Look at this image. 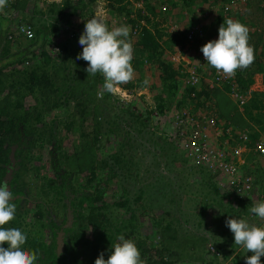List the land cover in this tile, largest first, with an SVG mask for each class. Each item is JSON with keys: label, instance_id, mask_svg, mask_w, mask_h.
Masks as SVG:
<instances>
[{"label": "trees", "instance_id": "16d2710c", "mask_svg": "<svg viewBox=\"0 0 264 264\" xmlns=\"http://www.w3.org/2000/svg\"><path fill=\"white\" fill-rule=\"evenodd\" d=\"M92 1L94 0H67L60 7V3L53 2L50 3L49 10L55 12L57 9L56 21H60L61 17L72 12L76 17L83 16L84 20L79 22L74 31L78 38L84 32L88 20L86 17L93 14V9L90 7ZM157 1L143 0V7L138 8H134L131 4L129 6L128 2L119 8L118 15H125L124 20L119 23L131 27L129 39L134 46L133 65L136 70V79L122 86L129 89L142 86V82L147 78L148 69L156 67L160 72L162 91L167 93L171 100L179 91L181 78L189 77L190 73L182 72L181 68L184 70V65L176 64L165 53L167 50H174L176 46L184 47L186 29L172 34L165 32L164 27L160 26L159 15L171 13L172 9L168 6H176L178 3L190 6L194 0H162L161 3ZM195 1L209 2V0ZM258 7L262 9L261 2H258ZM37 8L40 14L46 12L44 9L40 10L41 7L37 6ZM4 17L0 15V185L5 181L8 182L17 205L15 219L7 227L21 228L28 234L25 247L37 253L36 264H95V260L102 252L105 259L111 255L114 251L112 245L119 242L117 239L119 235L136 242L146 264L218 262L216 257L210 256L206 237L183 233L176 226L171 213L172 205L167 207L176 199L180 200L173 176H154V180L150 183L140 179V173L136 171L139 163L136 146L130 149L127 145L130 144L129 139H125V132L122 134V120H120L122 115L115 111L111 115H103L102 108L97 107V102L100 101L96 94L102 84L97 87L95 82L96 80L102 82V75L97 73L87 83L82 81L83 77L88 75L85 71L88 63L83 59H77L82 52H78L77 48L75 50L72 47L67 48V43H64L67 56L72 55L73 50L76 52L78 63L76 69L78 74L74 77L70 76L71 78L65 81H58L55 76L57 69L54 58L45 50L41 52L43 58L36 65L18 67V64L28 60L29 53H34L37 47L45 43L46 38L61 36L59 24L40 23L42 25L36 27V37L30 38L33 41L32 45L13 51L14 38L9 39L7 34L10 20ZM219 18L218 22L221 24L227 20V17L222 18V15ZM66 20H70L71 25L76 23V20L74 22L68 18ZM11 34L16 36V41L19 39L18 34L21 35L15 32ZM250 41L251 44L255 42L252 38ZM57 44H61V41L57 40ZM256 72L264 73V59L258 55H255L254 63L249 68L240 71L236 76L240 92L242 90L248 93ZM63 86L65 89L62 88ZM189 91L198 95H210L203 86L199 90L195 85L189 84L186 91L180 95L177 106L188 102ZM28 93L36 94L38 105L35 107L30 104L25 105V97ZM64 96L67 97L63 99ZM111 97V94L107 93L106 96L104 93L101 100L105 98L107 101H112ZM162 100L164 101L165 98L162 97ZM162 100L161 107H164ZM63 104L66 106L63 107ZM118 105L121 107L118 112L135 114L130 109L132 102L129 105H120L118 100ZM66 107L67 110L69 109L66 113L67 120L62 118V122L70 134L59 137L57 133H51L60 147L58 161L60 167L65 170L70 171L73 168L77 173L84 171L85 175L80 181L75 178L71 181L63 179L59 182L57 174L50 177L47 173L43 175L45 181L41 188L43 192L32 194V187L30 188L24 177V174L26 176L27 171L31 170L27 167V160L34 156L30 155L34 152L31 148L33 141L31 139L27 141L31 134H26V130L30 133L36 130L35 124L41 123L45 117L41 114L43 110L49 109L51 112ZM34 108L36 109L33 110ZM224 108L226 106L222 105L218 112ZM34 111H36L35 115H32ZM235 111L238 112L236 118L242 119L245 127H251L252 131L247 128L249 129L247 144H253L264 129V90H251L250 97L242 104V110L235 109ZM225 113L227 119L231 121L230 110L227 109ZM133 120L136 121L134 127L137 130H140L144 123L147 125V121L142 123L136 120V117H133ZM241 130L244 131L245 128ZM71 133L74 135L71 136ZM37 137L41 138L39 145L43 147L44 135L38 134ZM66 138L72 139L70 145H63ZM38 139L35 137L36 144ZM160 140L170 144V151L163 152L167 157V165H170L171 160L176 163V158L180 157L181 153L173 143L175 140L167 141L164 136L160 137ZM25 152L26 157L20 160V155ZM39 168L40 165L37 163L32 170ZM197 168L201 182L213 188L214 195L217 196L219 194L217 177L208 168L201 166ZM24 171L25 173L22 174ZM187 175H189L188 171ZM136 181H140L141 184L135 190L133 185ZM113 183H117V188L108 194L106 185ZM206 198L208 199L203 201L205 206L213 203L217 197ZM223 202L224 200L218 203L221 212L226 215L233 214L236 206L230 201H227V205ZM153 204L159 205V212ZM205 206L201 205L203 214ZM245 213L248 214V209ZM29 214L34 218L31 221ZM145 215L151 222L150 227L148 226L152 228L151 231L146 230L147 225L140 218ZM168 215L172 218H166ZM247 217L249 218L250 215L248 214ZM213 241L216 245L217 240ZM3 246L8 247V244L5 243ZM198 258L199 262H197Z\"/></svg>", "mask_w": 264, "mask_h": 264}, {"label": "rangeland", "instance_id": "374dc122", "mask_svg": "<svg viewBox=\"0 0 264 264\" xmlns=\"http://www.w3.org/2000/svg\"><path fill=\"white\" fill-rule=\"evenodd\" d=\"M65 1L67 0H59V2L58 0H8V7L3 13H0V15H4V18H8V20H10V29L7 34L9 39L14 38V44L12 45L13 51L18 50L17 48L22 49L32 45L31 43L33 41H31L30 38L18 34L19 39L16 41V36L11 34V32L18 33L17 29L23 22L31 23L34 30V38L36 37V27L42 25L40 23L47 24L49 22H57L59 27H61V36H55L52 39L49 37L46 38L45 43H42L43 45L41 44L39 47H37L34 50V53H29L28 60L18 64V67L24 65L27 67L36 65L39 63L38 61L43 58L41 52L45 50L48 51L54 58V62L56 63L55 67L57 69L56 73L58 75L55 76L58 78V81H65L78 74V71L76 70L78 67V63L76 62V52H73V50L77 48L78 52H82L83 46L79 44L80 37L76 38V32L74 34V31H76L79 22L81 23L84 20V17H76V15L72 12L64 15L65 18L64 16L61 17L60 21H56L55 18L57 17V9H55V12L49 10V6L51 5L50 3H60V7V5ZM161 1L162 0H158L157 3H161ZM225 1L226 0H209L207 3H198L194 0L193 4L190 6L177 2L178 4L176 6H168L172 9L171 13L159 15L161 20L160 26L164 27L165 32L167 31V33L172 34L180 31L181 29L187 30V28L191 25L201 22L204 23V26L207 30V35H210L207 37L209 42L210 40H216L219 38V28L222 24L218 21L221 15L222 18L227 17V19L232 18L234 20H239L249 27L251 38L256 43H258L257 45L255 42L252 44L255 49V55H258L264 59V34L262 35L261 32L257 30L259 27L264 30L263 9L258 7V2L261 0H249L248 4L243 8L228 14H224L223 11L220 10L221 5ZM92 2L93 3L90 5V7L93 9V14H90L86 18H92L96 15L98 10H102L106 14V22L109 28L122 26V24L119 22L124 20L125 15H118L121 5L123 6L128 4V2L129 6L131 4V6L134 8L144 5L143 0H94ZM37 6L41 7L40 10L44 9L46 12L44 14H40V12L37 11L39 9ZM253 16L255 18H259V26L257 29L256 26H253L255 25L252 21ZM67 18L71 19V22L76 20V23H74V25L69 24L70 20H66ZM260 22H262V24H260ZM129 29H131V27H129ZM57 40L61 41V44H57ZM65 42L67 43V48H73L71 52L73 54L70 56H67L66 48L64 46ZM201 48L202 46L199 47L198 42L187 43L186 41L184 47L176 46L174 50H167L165 55L169 56L173 61H175L176 64H183L182 56L189 57L187 58L189 60H194ZM181 71L183 72L182 68ZM146 74L147 79L150 81L146 90L143 85L134 86L131 89L122 86L125 90L126 96L128 97L127 100H121L120 97L111 95L112 101H107L105 98L104 100L99 99L98 101L100 102H97V107L99 109L102 108L101 112L103 115H111L113 111L117 112L119 115H122L120 119L122 120V134L125 132V139H129L130 144L127 145L130 147V149L136 146L138 153L137 159L139 161L138 165L136 166V171L140 173V179L144 180L143 182L150 183L154 180V176H173L174 181H176L175 185L176 189H178L180 200L178 201L176 199L175 201L168 204L167 207L172 205L171 213L173 214V220H175V223L177 224L176 226H178L183 233H190L206 237L208 239L207 242L208 249L210 250V256L212 257L213 255L218 260V262H214V264H246L245 256H250L252 253H247L242 247L235 245L234 234L231 232L229 227H227L226 221L229 219V217L245 218L250 223L264 226V220H260L249 211V209L252 207L253 200L257 203L262 202L260 197H262V195L264 196V171L262 168H260L261 159H259L260 157L257 151L252 148V144L248 145L247 139L243 140L241 137H237V135L242 133L243 130L241 129L246 128L243 124V120L236 118L238 112H235L230 116L234 123H232V120L229 121V119H227L228 116L225 115V112L227 107H230L229 102H232V100L229 98L226 91L216 90L214 91V95L220 98H218V101H221L222 105L226 106V108L219 112L216 123L212 126H209L207 121H205V117L210 113L213 114L214 110H211L209 107L204 108L203 106L205 103L209 104L208 100H211V95H198L196 92L193 93L189 91L187 97L188 102L177 106V101L181 98L180 95L183 91H186L187 85H192L191 82L188 79L182 77L179 91L177 92L175 98L173 97L170 100L168 94L162 91V81L158 69L156 67L151 70L148 69ZM92 77L94 76L88 74L83 77L82 81L87 83ZM95 83H97L98 87L100 84L103 85L104 80H102V82L96 80ZM102 85L99 88V91L102 90ZM197 86L198 85H196V87ZM202 86L199 87V90H201ZM62 88L65 89L64 86ZM104 93H106L107 96V92ZM66 97L67 96H64L63 99ZM162 97L165 98L164 101L162 100ZM118 100L120 105H129L132 102V107L130 109L135 114H124L118 112L121 108L118 105ZM161 100L165 104L164 107H161ZM29 104L34 105V107L38 105L36 94H27L25 97V105L27 106ZM62 106L65 107L66 105L63 104ZM35 109L36 108L33 110ZM235 109L238 110V108ZM35 112L36 111L32 112V115H35ZM67 112H69L67 107L65 109H56L51 112L49 109L43 110L41 114L45 117L43 120H41V123L35 124L36 130H32L31 133L26 130V134H31V136L27 138V141H29V139L33 141L31 142V148L34 152L30 155L34 156L27 160V167H30L29 169L31 170L27 171L26 176L24 174L25 171L22 172V174H24V177L26 178V183L30 185V188L32 187V194L34 192H43L41 191L42 185L45 183L43 175L47 173L50 174V177H53L57 174V179L59 182H61L63 179L71 181L75 178L80 181L85 175L84 171H78V173H80L79 175L73 168H71L70 171L65 170L64 168L60 167L58 161L60 147H58V141L52 137L51 133H57V136L59 137H63L61 135H65L66 137L70 134L69 130L65 128L64 123L62 122V118L67 120ZM178 115L185 117L186 122L189 123L190 127H194L199 124V126L204 131L209 130V133L213 138L212 147L218 150H224L227 153L228 158L231 157L233 161L238 163L243 173H253L256 184L252 194L250 196H244L245 198H248H244L245 200L237 199V197L234 196V191H230L225 185V174L219 171L214 172L208 169L217 177L216 183L218 185L217 190L219 191L217 196L214 195L215 191L213 188H211L207 183L201 182L199 177L200 173L198 174L197 166L208 168L206 163H202L196 154L190 153V150L187 147V141H183L182 136L176 137L174 134H172L174 133L173 131H168L173 122L176 125ZM133 117H136V120H139L142 123L147 121V125L144 123V126L140 130H137V128L134 127V123L136 121L133 120ZM228 129H230V133L227 132ZM174 130H176V128ZM244 131L245 133H248L249 130ZM38 134L40 136L44 135L43 147L39 145L41 138L39 137L38 139ZM72 135L74 134L71 133V136ZM163 136L165 139H167V141L173 142L171 140H175L173 143L177 146L181 153L180 157L176 158V163H173L171 160L170 165H167V157L166 155H163V152L164 150L170 151V144L168 142L164 143L160 140V137ZM35 137L38 139V144H36L37 141L35 140ZM71 143L72 139L66 138V140L63 142V145H70ZM37 145L39 146L37 147ZM237 147H242L240 154L236 153ZM24 157H26V152L20 155V160H22ZM36 157H38V159H36ZM246 159L253 161V164L248 165V163H246ZM37 163L40 165V168L38 170H32L33 167L37 165ZM193 164L194 166H192ZM195 164L197 166H195ZM248 167L253 168L248 169ZM187 171L189 175H187ZM222 182H224V185H221ZM140 184V181L135 182L133 185L135 190ZM180 184L182 187L179 188ZM116 186L117 183H113L112 185L107 184V193L111 194L112 190L117 188ZM206 197L217 198H215L213 203L205 206L203 201L208 199ZM223 200L226 205L228 204L227 201H230L236 206V209H234L232 212L233 214L226 215L225 213L223 214L221 212L220 205L218 203ZM31 203L32 205L34 204L33 201ZM202 204L205 206L204 214L201 213ZM153 205L159 212V205ZM246 209H248L250 219L247 217L248 214L245 213ZM167 217L170 219L172 218L170 215L166 216V218ZM140 218L143 219L144 223L147 225L146 230L149 229L148 231H151L152 228H149L151 225L149 217L145 215L141 216ZM33 219V215L29 214V220L31 221ZM214 239L217 240L216 245L215 241H213ZM212 246H215V251L211 249ZM182 261L186 262V260L183 259ZM197 262H199V258L197 259ZM261 262L264 264V257H261ZM192 264H194L193 261Z\"/></svg>", "mask_w": 264, "mask_h": 264}, {"label": "clouds", "instance_id": "9594fccd", "mask_svg": "<svg viewBox=\"0 0 264 264\" xmlns=\"http://www.w3.org/2000/svg\"><path fill=\"white\" fill-rule=\"evenodd\" d=\"M7 7L8 0H0V13ZM129 36L130 29L126 25L109 28L102 10L87 20L79 39L83 51L77 59L88 63L85 71L89 75H102L104 83L102 90L97 93L98 99L103 98L104 92L118 96L121 100L128 99L122 85L136 79L134 46ZM250 40L249 27L239 20L228 18L219 28V38L207 42L201 51L207 64L217 73L232 78L238 71L246 70L254 63L255 49ZM142 83L146 90L150 81L146 78ZM14 201L13 192L5 181L0 185V264H36L37 253L25 247L28 234L21 228L7 227L16 216L17 205ZM249 211L264 220V201L257 203L253 200ZM226 225L234 234L235 245L252 253L245 256L246 264H262L264 226L250 223L245 218L233 217H229ZM117 239L119 242L112 245L114 251L111 255L105 259L102 252L95 264H146L134 240L125 239L123 235ZM5 243L8 247L3 246Z\"/></svg>", "mask_w": 264, "mask_h": 264}, {"label": "built area", "instance_id": "2783aa9c", "mask_svg": "<svg viewBox=\"0 0 264 264\" xmlns=\"http://www.w3.org/2000/svg\"><path fill=\"white\" fill-rule=\"evenodd\" d=\"M248 0H226L220 7V10L223 11L224 14H228L235 10L243 8L247 4ZM261 30L260 28L258 29ZM18 33L24 35L26 37H33L34 31L32 25L30 23L23 22L17 29ZM31 33V35H29ZM186 41L189 42H198L199 47L204 46L207 40V30L204 26V23L197 22L186 30ZM183 58V65H184V72L188 71L190 76L188 79L191 84L198 85L197 88L199 89L200 86L203 85L204 81L207 82V87L213 88L217 83L223 82H231L233 79H236L237 74L240 72L238 71L236 75L232 78H227L223 76L222 73H217V71L207 64V61L203 55V52L200 50L197 57L194 60H189L182 56ZM233 96L243 104L245 101V97L234 88ZM205 121L209 126H212L216 123L217 117L213 114H208L205 117ZM176 128V130H174ZM168 131H173L176 137H183V141H187V147L190 150V153L196 154L199 157L202 163H206V166L211 171H219L225 174V185L231 191H234L237 199L245 200L250 196L255 189V177L253 173H243L235 161L232 160L231 157L228 158L227 153L220 149H216L212 147V137L209 133V130H203L199 124L194 127H190L189 123L186 122L185 117L177 116V123L176 125L173 124L168 129ZM208 131V132H207ZM230 133V129L227 130ZM180 134V135H179ZM243 140L248 138L247 133L242 131L239 134ZM254 149L257 151L262 167H264V135L259 137L255 141ZM242 147L236 149V153L240 154ZM224 185V182L221 185ZM260 192V191H259ZM243 194V195H242ZM245 198V199H244ZM262 201H264V196L260 197ZM211 249L213 251L216 250L215 246H212Z\"/></svg>", "mask_w": 264, "mask_h": 264}, {"label": "crops", "instance_id": "0c3cea01", "mask_svg": "<svg viewBox=\"0 0 264 264\" xmlns=\"http://www.w3.org/2000/svg\"><path fill=\"white\" fill-rule=\"evenodd\" d=\"M262 1V2H261ZM261 1H259V2H261V5H262V12H263V14H264V0H261ZM248 2H249V0L247 1V4H248ZM246 4V5H247ZM262 14V15H263ZM261 17H263V16H261ZM258 19L259 18H255L254 16L252 17V21L254 22V24L255 25H253V26H256V29L258 28ZM250 24V23H249ZM260 24H262V22H260ZM260 28V27H259ZM261 29V28H260ZM261 34L263 35L264 34V30H262L261 29ZM261 35V36H262ZM208 36V35H207ZM253 78H254V80L251 82V84H250V86H249V89H248V93L246 94L245 92H243L242 90H241V92H240V88L238 87V84H237V82H236V79L234 80H232L231 82H223V83H217V85H215L213 88H209V87H207V82L206 81H204V83H203V88L204 89H206L208 92H210V95H211V100H208L209 101V104H206L205 103V105L203 106L204 108H206V107H209L211 110H214V113H213V115H216L217 116V118H218V114H219V112H218V110L220 111V108L222 107V103H221V101H218V96L216 97L215 95H214V91H216V90H222V91H226V93L228 94V96H229V98L232 100V102H229V104H230V107H227V109H228V111L230 110V113H231V115L233 114V113H235L236 111L234 110L235 108H238V110H240L241 111V109H242V104H241V102H239L234 96H233V92H234V88H236V90H238L244 97H245V101L244 102H246L247 101V99L250 97V95H251V90H264V73L263 72H256L254 75H253ZM208 96H209V94H208ZM220 99V98H219ZM243 102V103H244ZM234 105H233V104ZM247 128H249L251 131H252V129H251V127H248V126H246V128H245V130L247 129ZM249 129H247V130H249ZM261 132H263V133H261V135H260V137L261 136H263L264 135V129H262L261 130ZM255 147V142H253V144H252V148H254ZM260 159V158H259ZM262 162V161H261ZM237 163V162H236ZM246 163H248V165H251V164H253V161H250V160H247L246 159ZM251 168H253V167H248V169H251ZM260 168H262V170L264 171V167H262V163H261V167ZM225 177V176H224ZM223 181V180H222ZM226 196H227V194H226Z\"/></svg>", "mask_w": 264, "mask_h": 264}]
</instances>
